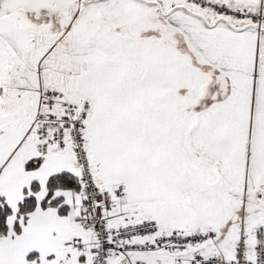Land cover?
Returning a JSON list of instances; mask_svg holds the SVG:
<instances>
[{"label":"snow or ice","instance_id":"6c2138e0","mask_svg":"<svg viewBox=\"0 0 264 264\" xmlns=\"http://www.w3.org/2000/svg\"><path fill=\"white\" fill-rule=\"evenodd\" d=\"M0 264H264V0H0Z\"/></svg>","mask_w":264,"mask_h":264}]
</instances>
